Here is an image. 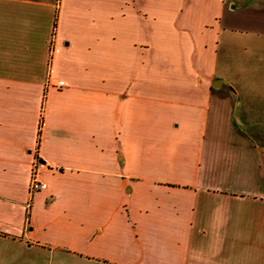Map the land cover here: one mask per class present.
<instances>
[{"label":"crops","instance_id":"1","mask_svg":"<svg viewBox=\"0 0 264 264\" xmlns=\"http://www.w3.org/2000/svg\"><path fill=\"white\" fill-rule=\"evenodd\" d=\"M0 264H264V0H0Z\"/></svg>","mask_w":264,"mask_h":264},{"label":"built area","instance_id":"2","mask_svg":"<svg viewBox=\"0 0 264 264\" xmlns=\"http://www.w3.org/2000/svg\"><path fill=\"white\" fill-rule=\"evenodd\" d=\"M47 183L41 180H38L35 175L32 176L30 183H29V190L30 192H34L39 189L46 188Z\"/></svg>","mask_w":264,"mask_h":264}]
</instances>
